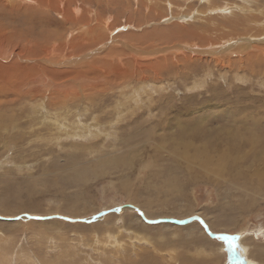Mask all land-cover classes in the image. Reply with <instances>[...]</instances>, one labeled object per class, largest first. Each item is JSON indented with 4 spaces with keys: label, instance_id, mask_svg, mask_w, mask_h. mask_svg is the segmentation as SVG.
I'll use <instances>...</instances> for the list:
<instances>
[{
    "label": "rangeland",
    "instance_id": "374dc122",
    "mask_svg": "<svg viewBox=\"0 0 264 264\" xmlns=\"http://www.w3.org/2000/svg\"><path fill=\"white\" fill-rule=\"evenodd\" d=\"M52 1L0 0V264H264V0Z\"/></svg>",
    "mask_w": 264,
    "mask_h": 264
},
{
    "label": "bare ground",
    "instance_id": "6f19581e",
    "mask_svg": "<svg viewBox=\"0 0 264 264\" xmlns=\"http://www.w3.org/2000/svg\"><path fill=\"white\" fill-rule=\"evenodd\" d=\"M5 1H9V0H5ZM12 2H11V4H17V2H18V0H11ZM54 1V0H53ZM52 1V2H53ZM146 1V0H145ZM146 2H148V1H146ZM10 3V2H9ZM19 3V2H18ZM50 3V2H49ZM52 4V3H51ZM37 8L39 7V3L38 4H36L35 5ZM56 6V5H55ZM62 6H63V1H60V3H59V9H58V11H59V13L61 12V10L63 9L62 8ZM44 8V7H43ZM39 9V8H38ZM61 9V10H60ZM41 10H43V9H41ZM159 11V10H158ZM162 11V10H161ZM63 12V11H62ZM75 12V11H74ZM90 13H92V11H89ZM94 12V11H93ZM89 13V14H90ZM77 14V13H76ZM88 14V15H89ZM93 14H95V13H93ZM93 14H92V16H93ZM99 14V13H98ZM96 15V14H95ZM94 15V16H95ZM80 16V15H79ZM99 16H100V14H99ZM69 20L67 19V22H68ZM87 21V20H86ZM250 22V21H249ZM96 24L98 25V31L104 36L105 34H106V32H105V28L107 29L108 27H107V25L109 26V24L107 23V21H105V19H101V18H99V17H97L96 18ZM87 26H90L91 25V23H89V22H87V24H86ZM81 31V30H80ZM90 31H92V32H94L95 31V29H94V27L93 28H91V30ZM251 31V30H250ZM105 33V34H104ZM212 34V33H211ZM76 35V34H75ZM213 35H214V33H213ZM67 36V35H66ZM77 36V35H76ZM90 38H85V39H83V41H84V43H81V44H83V46H89L90 47V44H92L91 42L89 43V41H90V39H92L93 37H92V35H90L89 36ZM163 38H165V37H163ZM168 38V37H167ZM97 39V38H96ZM222 39H224V38H222ZM228 40V39H227ZM232 40V39H231ZM203 41V40H202ZM221 41V40H220ZM224 41V40H223ZM97 42H98V39H97ZM229 42V41H228ZM170 43V42H169ZM81 44H77V46L78 47H83ZM157 44V43H156ZM131 45V44H130ZM133 45V44H132ZM161 45V44H160ZM225 46V45H224ZM149 47H153L151 44H149ZM223 47V46H222ZM71 48V47H70ZM140 48V47H139ZM130 49V52L132 53V58L134 59V61H137L138 59H139V57H142V55L144 56V55H148L147 53H145L144 51L143 52H141L140 50H138V49H135V47H133V48H129ZM190 49V48H189ZM213 49V48H212ZM227 49V48H226ZM38 50H40L41 51V54L39 55V53L37 52ZM156 50H158V49H156ZM205 50V49H204ZM203 50V51H204ZM111 51V50H110ZM30 52H35V55L36 56H38V57H41L42 58V60L44 61V63H45V61H47V60H50V59H48L49 57L47 56V57H45V55H43V52H44V47H41V48H37V50H35V51H30ZM65 52V51H64ZM115 52V51H114ZM224 52V51H223ZM199 53V52H198ZM204 53H206V52H204ZM104 54V53H103ZM113 54V53H112ZM210 54V53H209ZM208 54V55H209ZM217 54V53H216ZM100 55V54H99ZM158 55V54H157ZM172 55V54H171ZM198 55V54H197ZM63 56V55H62ZM90 56V54H87V55H85V57H89ZM92 56H93V54H92ZM53 57V56H52ZM77 57V56H76ZM83 57V56H82ZM96 57V56H95ZM97 57H100V56H97ZM54 58V57H53ZM124 57L122 56H120L119 58H118V62H119V65L120 66H122L123 67V62L124 61H121V59H123ZM262 58V57H261ZM68 59V58H67ZM77 59V58H76ZM75 59V60H76ZM103 59V58H102ZM112 57H111V54H108V55H106V58H104L103 60H101L102 61V63L101 64H99L100 62H98V61H96V62H98V64H96V65H88V66H86V68L89 70V71H92V73L94 72V73H96L97 71L99 72L100 70H102V71H105V70H108L109 69V71H114L117 67H118V63H116L115 62V64H116V66H113V63L112 64H110V65H108V66H104V64H103V62H109V61H115L114 59H112ZM59 60V59H58ZM62 60V59H61ZM85 60V59H84ZM89 61L90 60H93V59H88ZM125 60V59H124ZM218 60V59H217ZM252 60V59H251ZM72 62V61H71ZM83 62V61H82ZM87 62V61H86ZM219 63H221V61H218ZM228 62V61H227ZM251 62V61H250ZM260 62H262V61H260ZM54 63V62H53ZM60 63V62H59ZM59 63H55L56 64V66L57 65H59ZM75 63V62H74ZM74 63H73V65H74ZM229 63V62H228ZM249 63V62H248ZM80 64H82V63H80ZM87 64V63H86ZM186 64H188V63H186ZM72 65V64H71ZM72 65V66H73ZM49 66L51 67V69L52 70H50L49 72H51V73H49V74H51V76L53 75V74H55L57 71H58V69H55V67H53L52 65H50L49 64ZM95 66H96V68H95ZM58 67V66H57ZM62 68V67H61ZM87 69H75L74 71H73V73L74 74H76V75H78V76H84V75H86V73H87ZM57 70V71H56ZM67 70H69V69H67ZM73 70V69H72ZM70 71V70H69ZM49 74H47V75H49ZM68 74H70L69 72H68ZM68 76V75H67ZM63 77V76H62ZM72 77H73V75H72ZM86 77V76H85ZM58 78H59V75H58ZM96 78V77H95ZM60 79V78H59ZM70 79V78H69ZM80 79V78H79ZM76 80V79H75ZM66 83H63V84H60V86H61V88L62 87H66L67 88V90L71 93V94H74V93H76L75 92V87H74V85H73V87H70L69 86V80H67V81H65ZM78 82V81H77ZM84 82V81H83ZM62 83V82H61ZM78 84V83H77ZM96 85H98V84H96ZM59 86V85H58ZM59 86V87H60ZM82 86V85H81ZM87 86H89V85H87ZM78 87V86H77ZM83 88V87H82ZM87 88V87H86ZM57 91V90H56ZM68 95V94H67ZM66 99V98H65ZM69 100H70V98H68ZM64 100V99H63ZM68 100V101H69ZM67 103V102H66ZM57 104V103H56ZM60 104V103H59ZM69 104V103H68ZM65 105V104H64ZM66 106V105H65ZM59 108H61V107H59ZM65 108V107H64ZM49 112V111H48ZM47 117V116H46ZM61 121V120H60ZM77 128V127H76ZM81 128V127H80ZM64 130V129H63ZM80 129H78V131H79ZM81 132V131H80ZM74 133H76V132H74ZM73 134V133H72ZM220 164V163H219ZM238 244V243H237ZM238 249H235L236 250V252H238V253H240V254H242V255H245V252H244V250H243V246L242 245H239L238 244ZM234 248V247H233ZM234 250V249H233ZM236 252H235V254H236ZM240 260V259H239ZM238 262V261H237ZM238 264H243V261L242 260H240V263L238 262Z\"/></svg>",
    "mask_w": 264,
    "mask_h": 264
},
{
    "label": "water",
    "instance_id": "95a60500",
    "mask_svg": "<svg viewBox=\"0 0 264 264\" xmlns=\"http://www.w3.org/2000/svg\"><path fill=\"white\" fill-rule=\"evenodd\" d=\"M57 218H62V219H65V220H68V221H77V220H80V219H77V220H72V219H67L66 217H62V216H56ZM28 218H32V219H34L35 217H32V216H28ZM196 219H198V220H201L200 218H193V219H191V221H194V220H196ZM0 220H3V221H7V220H13V219H11V218H2V217H0ZM85 222H87V220H84ZM227 237V236H226Z\"/></svg>",
    "mask_w": 264,
    "mask_h": 264
},
{
    "label": "snow or ice",
    "instance_id": "6c2138e0",
    "mask_svg": "<svg viewBox=\"0 0 264 264\" xmlns=\"http://www.w3.org/2000/svg\"><path fill=\"white\" fill-rule=\"evenodd\" d=\"M236 240H238V238H232V241H236ZM233 247L235 248V249H238V244H236V243H233Z\"/></svg>",
    "mask_w": 264,
    "mask_h": 264
}]
</instances>
